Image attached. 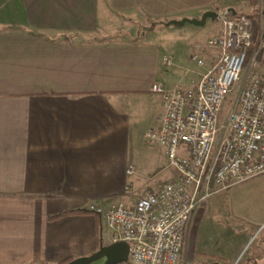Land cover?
Listing matches in <instances>:
<instances>
[{
    "label": "crops",
    "instance_id": "crops-1",
    "mask_svg": "<svg viewBox=\"0 0 264 264\" xmlns=\"http://www.w3.org/2000/svg\"><path fill=\"white\" fill-rule=\"evenodd\" d=\"M248 5V0H0V264H59L113 243L103 220L87 208L130 206L176 177L162 149L145 142L162 114L152 86L189 89L214 62L206 43L220 33L219 24L212 35L214 19L203 26L177 22L216 10L248 15ZM131 21L136 29L110 28ZM144 22L159 25L136 40ZM82 210L86 213L51 219ZM234 231L244 240L227 260L220 246L230 243ZM257 233L264 243V175L198 208L179 264L234 263ZM263 250L256 249L252 256L259 259L246 264H264Z\"/></svg>",
    "mask_w": 264,
    "mask_h": 264
},
{
    "label": "built area",
    "instance_id": "built-area-1",
    "mask_svg": "<svg viewBox=\"0 0 264 264\" xmlns=\"http://www.w3.org/2000/svg\"><path fill=\"white\" fill-rule=\"evenodd\" d=\"M216 19L220 33L206 43L214 62L201 80L185 90L151 88L161 97L162 114L145 142L162 149L176 177L130 206L87 208L103 220L112 242L127 245L126 264H179L188 223L198 208L217 193L264 175V69L251 71L264 34L247 61L250 21L242 15L231 18L228 11ZM193 60L204 64L197 56ZM164 64L171 65V58Z\"/></svg>",
    "mask_w": 264,
    "mask_h": 264
},
{
    "label": "rangeland",
    "instance_id": "rangeland-1",
    "mask_svg": "<svg viewBox=\"0 0 264 264\" xmlns=\"http://www.w3.org/2000/svg\"><path fill=\"white\" fill-rule=\"evenodd\" d=\"M248 3H249V5H248L249 6V14L248 15L253 17V20H255V24L258 27V30H257L258 38H257V42H256V44H257L259 41L260 35H262V33L264 31V0H248ZM214 12L217 14V13L223 12V10L222 11L216 10ZM210 22L211 21L209 20V23ZM212 23H213V25L211 28V34L215 35L216 32L218 34V27H219V26H217L218 21L216 19H214ZM118 24H119L118 22H113V23H111L110 28L120 29V30H126V29H131V28L136 29L135 28L136 23H134L132 21L130 23L126 24L124 27H120ZM142 24H143V26L138 27V34L135 38L136 40L141 39L145 35L144 33L148 32L145 29H146V27L148 28V26L151 23L144 22ZM160 24L167 25L168 23L165 22V23H160ZM155 25L157 26V25H159V23L155 24ZM187 27H189V26H187ZM219 32H220V28H219ZM206 37H207V35H206ZM164 38L166 39V37H164ZM171 38H173V37L167 36V39H171ZM131 39L132 38H130V40ZM180 39H183V38H180V37L176 38L177 41ZM260 50L261 51H260L259 57L257 59H255V65L251 69L252 72L259 73L264 69V47H262ZM150 194H152V193H150ZM144 196H146V195H140L136 199H138L140 197H144ZM219 225H221V224H219ZM233 233H234V236L232 237L231 241H230L231 233H229L230 237H228V239H227L228 242L230 241V243L226 247L220 246V248H223L225 250V252H223L224 254L223 253L222 254H223L224 258H226L227 260H230V257L236 252V249H238L239 245L244 240L243 237H237L236 236V231H234ZM245 244L246 245H244L243 249L240 250V253L238 256L239 264H246V261L248 259H251L252 262H255V259H259V257L252 256V254L255 252L256 249H258L260 247H264V243L262 242V239H260V236H258V233L256 235L252 236V239H250L248 241V243L246 242ZM190 247L191 248L189 249V253L192 254L193 253L192 249L194 248L192 243H191ZM202 256H207V255H201V257ZM262 257H264V255H261L260 259ZM261 263H263V262H261ZM91 264H103V263H102V260H99V261L93 262Z\"/></svg>",
    "mask_w": 264,
    "mask_h": 264
},
{
    "label": "water",
    "instance_id": "water-1",
    "mask_svg": "<svg viewBox=\"0 0 264 264\" xmlns=\"http://www.w3.org/2000/svg\"><path fill=\"white\" fill-rule=\"evenodd\" d=\"M228 11L234 13L233 9H229ZM207 18L215 19L216 13L207 11L201 16L200 20L182 19L177 24L183 25L184 23H189L194 26H203ZM99 260H102L103 264H126L128 260V247L121 241L105 246L100 245L97 251L91 255L74 259L67 264H91Z\"/></svg>",
    "mask_w": 264,
    "mask_h": 264
},
{
    "label": "trees",
    "instance_id": "trees-1",
    "mask_svg": "<svg viewBox=\"0 0 264 264\" xmlns=\"http://www.w3.org/2000/svg\"><path fill=\"white\" fill-rule=\"evenodd\" d=\"M228 15L229 17L231 18H234V17H237V16H240L238 14L236 15H233L232 12L228 11ZM242 16H245L249 21H250V24H251V28H252V39H251V47L248 51V55H247V61L250 59L254 49L256 48V42H257V38H258V35H257V30H258V27L256 26L255 24V20H253V17L250 16V15H245V14H241ZM155 25L154 24H150V26L148 28H146L145 30H151ZM264 34V31L263 33ZM259 54H260V51L257 52V55H256V58L259 57ZM76 213H86V211L82 210V211H68V212H64V213H60L58 215H55L53 217H51V219H56V218H59V217H62V216H67V215H71V214H76ZM70 261H72L71 259H67L59 264H67L69 263Z\"/></svg>",
    "mask_w": 264,
    "mask_h": 264
}]
</instances>
